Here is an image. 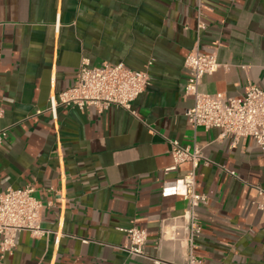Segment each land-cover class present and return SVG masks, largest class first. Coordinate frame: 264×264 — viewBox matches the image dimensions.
<instances>
[{
    "label": "crops",
    "instance_id": "1",
    "mask_svg": "<svg viewBox=\"0 0 264 264\" xmlns=\"http://www.w3.org/2000/svg\"><path fill=\"white\" fill-rule=\"evenodd\" d=\"M195 45L220 63L200 92L264 88V0H0V192L33 186L49 231L19 232L1 264H182L187 241L169 232L187 203L161 189L190 164L165 171L170 140L202 148V264H264V149L190 127L183 62ZM82 59L147 70L133 113L57 106L51 117V96L72 85ZM131 226L147 231L143 257L120 249Z\"/></svg>",
    "mask_w": 264,
    "mask_h": 264
},
{
    "label": "built area",
    "instance_id": "2",
    "mask_svg": "<svg viewBox=\"0 0 264 264\" xmlns=\"http://www.w3.org/2000/svg\"><path fill=\"white\" fill-rule=\"evenodd\" d=\"M205 24L198 16L196 27L204 28ZM183 66L187 71L184 95L193 99V104L185 112L192 129L212 128L219 130V137H231L233 140L251 138L261 149H264V88L248 86L243 95L226 96L221 92L202 93L199 85L204 76L212 74L219 67L215 51L203 52L196 45L184 58ZM149 84L146 69H133L122 62H103L90 65L82 59L75 79L70 87L54 94L50 98L48 110L56 118L57 106L76 107L85 110L94 107L98 111L109 106H118L133 113L132 102ZM3 110L0 109V119ZM7 135V129L0 125V146ZM172 164L165 171L175 170L184 163L190 169L175 181L162 186V195L180 196L187 207L180 219L183 222L174 226L169 234L172 239L187 241V256L182 264H202L195 254V239L201 232L197 208L206 204L204 193L196 191L195 169L204 160L202 148L198 144L182 146L176 140H170ZM233 174V172H231ZM41 201L35 195L31 185L19 188H6L0 192V264L5 255L11 254L19 232H29L39 238L49 233L41 226ZM127 245L120 249L132 256L143 257L147 231L144 228L131 226L125 230ZM164 233L163 230H161ZM158 264V261H154Z\"/></svg>",
    "mask_w": 264,
    "mask_h": 264
}]
</instances>
